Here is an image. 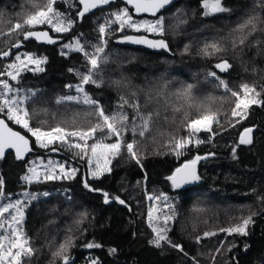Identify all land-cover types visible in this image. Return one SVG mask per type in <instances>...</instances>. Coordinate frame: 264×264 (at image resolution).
<instances>
[{"label":"trees","instance_id":"trees-1","mask_svg":"<svg viewBox=\"0 0 264 264\" xmlns=\"http://www.w3.org/2000/svg\"><path fill=\"white\" fill-rule=\"evenodd\" d=\"M202 2L179 0L168 8L162 16L164 33H144L164 39L169 52H151L116 45V37L123 34L117 24L108 27L101 37L99 25L112 20L110 10L118 5L79 20L78 0H56L55 11L76 21L69 32L56 33L49 25H25L12 31L16 23H23L38 10L37 5L43 7L47 0H0V53L10 50L9 56H0V72L6 65L18 63L17 54L47 58L41 65L43 72L23 71L18 81L0 77L23 90L21 94L35 93L26 105L32 117L30 126L44 131L58 126L67 131H87L98 122L90 114L93 108L56 102L58 97L77 94L74 87L68 86L79 84L81 78L76 73L87 74L90 67L82 53L62 55L67 51L63 45L80 37L90 54L95 46L105 48L94 76L100 86L87 85L85 90L99 101L106 114H127L128 130L123 139L125 143L136 141L135 151L140 157L137 164L124 149L119 156L110 157V172L93 178L89 175L90 151L88 157L81 158L78 149L60 143L38 148L27 129L9 122L31 139V156H53L65 161L70 169H77L72 179L26 186L23 176L31 156L17 160L9 153L0 158L3 197H14L24 188L30 193H48L24 206L20 233L28 238L34 254L24 258L22 264H60L64 256L69 257L68 264H264V106L252 105L245 118H234L231 111L235 98L208 76L216 72L233 90L245 84L254 87L261 93L259 99L264 100V0H222L227 11L207 16ZM250 19L252 23L247 24ZM44 29L59 39L56 46L22 38L25 31ZM102 39L106 44H101ZM18 42L20 46L14 47ZM223 61L231 67L222 72L216 65ZM188 84L194 85L190 95L185 94ZM121 98L127 101L123 108L119 107ZM134 104L139 105L141 115L152 114L150 131L143 137L131 131L133 124L141 123ZM205 114L218 118L210 131L192 133L185 127L188 121ZM249 127L254 129L253 143L240 145V134ZM189 136L192 143L177 155L171 144ZM96 141L113 143L115 138L98 132L88 143ZM70 142L78 141L70 138ZM52 147L57 151H51ZM196 156H209L198 166L200 180L188 188H174L168 177ZM104 193L109 194L107 203ZM147 197L170 199L168 205L173 208L168 214L174 219L168 237L183 251L167 243L160 248L150 243L154 233L147 222ZM151 201L155 202L156 212L158 200ZM250 215L247 235L220 231ZM205 232L215 234L204 236ZM88 244L100 247L89 248Z\"/></svg>","mask_w":264,"mask_h":264},{"label":"snow or ice","instance_id":"snow-or-ice-1","mask_svg":"<svg viewBox=\"0 0 264 264\" xmlns=\"http://www.w3.org/2000/svg\"><path fill=\"white\" fill-rule=\"evenodd\" d=\"M111 0H78V3L82 5V10H78L77 18L83 19L85 14H87L92 9H96L99 6L108 5ZM172 0H126L128 5L134 8L135 13H151L156 15L161 9H164L169 5ZM56 0H47V3L43 7L36 6L38 10L29 15L23 23H16L12 31L21 30L25 25L35 26V25H49L56 33H67L74 26L76 21L71 18L66 17L64 14L55 11L54 4ZM202 7L204 9V15H212L217 13H222L227 11L222 7V0H203ZM114 19L105 21L104 24L99 25L98 31L101 37L104 36L108 27L112 24H118L119 30L123 31L125 27L133 28L139 31L141 28L145 29L149 33H159L163 34L164 20L163 17H159L154 21L142 20L135 21L132 14H130L127 7L120 10L119 12L112 14ZM251 19L247 21V24H251ZM242 25L241 27H245ZM24 39H29L35 37L37 40H47L48 43H54L49 37L48 32H35L28 31L24 34ZM80 37L74 38V43L64 44V49L62 55H68L69 52L76 51L81 52L86 57L90 67L88 68L87 74H81L77 72L76 74L80 76V83L77 85H69V88H75L76 95H67L57 98V103H75L78 105H85L94 109L91 115H95L98 122L89 128L87 131L83 130H73L67 131L65 128L56 127L48 131L42 130L40 127L33 128L30 126L31 115L27 103L33 98L35 93L21 94L23 90L19 88H14L9 83V79L0 78V158H4L7 149H13L15 151V158L17 160H23L25 155L32 151L29 139L22 135L18 131H14L9 127V122H14L16 125H20L22 128L27 129L31 133L32 137L35 138V143L40 148H49V146L56 143H60L69 148L78 149L79 154H83L81 158L88 157L89 151L91 157L88 159L89 165H92L93 158L96 160V167L99 168V160L101 157L105 158V164H110V159L108 157L115 158L120 155L121 151L126 149L127 153L132 159L140 164V157L137 156L135 151L136 141L133 140L130 143H125L123 139L124 132L128 130L127 121L128 116L122 112H116L111 115L105 113L103 106L100 105L99 101L93 99L91 95L85 90L87 85L100 86V82L94 79L96 72L99 70L100 54L104 53L105 48L103 46H95L94 53H88L85 51V46L80 43ZM124 41L132 42L135 44H146L151 48L167 49L168 45L164 40H149L144 36L140 37H125ZM243 43V41H241ZM101 44H106V41L101 40ZM20 42H18L14 47H19ZM213 49H216V45H212ZM10 54L9 51L0 53V56L7 57ZM106 57L104 61L106 62ZM15 61L19 63H11L5 66V71L0 72V77H8L12 81H18V78L23 71L31 70L33 72L39 71L43 72L44 68L41 67L42 64L46 63L47 58H38L34 54L25 53L22 55L17 54ZM32 65L31 69L29 66ZM231 65L227 61H223L216 65L217 69L222 72L227 71ZM69 71H73L69 69ZM209 77L215 78L218 81L217 87H221L224 90L231 93L233 97L236 98L235 108L232 111L233 117L239 116L241 119L245 118L247 109L252 105L264 106V100L259 99L261 96L260 92H257L254 87H249L248 85H241V90L243 92V97H241L240 92L232 91L228 84L220 79L216 72H209ZM194 85L188 84L185 88V94L190 95ZM123 100V98H121ZM127 104L126 100L119 106ZM132 107L136 110L137 117L140 119V125L133 124L131 131L134 134H138L143 137L146 132L150 131V122L152 120V114L149 113L147 116H143L139 112V105L134 104ZM137 117H134L135 120ZM217 116L215 114H205L197 119H192L187 122L185 127L190 129L192 133L198 132L200 130H211L210 126L213 122L217 121ZM254 129L249 127L245 128L239 137L240 145H251L253 143V133ZM106 133L107 138H115L113 143H102L100 141L88 143L89 140H93L96 134ZM70 138H75L78 142L71 143ZM192 143L191 136L187 139L176 140L171 144L172 150L176 152L177 155L182 153L188 145ZM199 143V141H197ZM51 151H57L55 147L51 148ZM236 148H233V154L235 156ZM206 157L196 156L193 160L188 161L180 168H177L172 176L168 177V180L172 182L174 188H180L184 184L192 183L200 180V176L197 174L196 165L197 162ZM35 164V162H33ZM42 167L45 168V172L41 177V174L37 172L35 166L28 168V173L23 177V180L27 183H40L42 181H51L56 179H72L75 177L77 169H66L64 164H55L53 161L49 160L47 165L40 161ZM142 167V165H141ZM58 168L60 175L55 174V169ZM111 168L105 167L102 171L92 172L93 178L98 177L102 172H110ZM146 178V177H145ZM3 178L0 176V197L4 196L3 193ZM86 188L89 187L87 181L84 182ZM93 191H98V189H92ZM24 197L27 198V202H31L37 199L39 194L30 193L25 191L22 193ZM43 195H48L44 193ZM105 202H109V194L104 193ZM150 199L159 200L160 197H149ZM113 199L118 200L121 204L124 203L119 197H113ZM166 201L168 198L163 197ZM25 205L24 200H15L14 202L9 201L7 204L0 205V264H22L24 258L31 257L34 252L31 247L28 246L29 240L26 236L20 234L18 226L23 220L22 206ZM169 211H172V205H166ZM15 211L19 216L12 215ZM255 215V214H253ZM7 217L8 219H5ZM174 219V216H169L161 213L157 217V222L154 225L152 210H149V227L154 233L153 240L150 241L155 247L160 248L163 243L170 244L172 247L179 248L183 251L180 245H172L171 240L168 237V232L170 231L169 222ZM252 222V216L242 220V223L235 225L232 228L220 229V231L231 233H237L240 235H247V225ZM16 225V226H14ZM4 233H7L5 235ZM215 233L205 232L204 236L214 235ZM5 239L8 240L7 247H5ZM199 239V237L197 238ZM70 243V241L68 242ZM67 245H61V252L65 250ZM87 247H100V245L88 244ZM110 252H115L116 249H110ZM219 251V250H218ZM60 253H57L59 255ZM64 264H68V257L64 256ZM92 264H97L93 261Z\"/></svg>","mask_w":264,"mask_h":264},{"label":"rangeland","instance_id":"rangeland-1","mask_svg":"<svg viewBox=\"0 0 264 264\" xmlns=\"http://www.w3.org/2000/svg\"><path fill=\"white\" fill-rule=\"evenodd\" d=\"M125 7L118 4V6L114 7L112 10H110L111 14L113 13H116V12H119L120 10L124 9ZM112 19H114L113 15H112ZM135 21H142V20H149V21H154L155 19L157 18H140V19H136V18H133ZM118 25V24H117ZM127 30H133V31H137L136 29H133V28H128V27H125ZM142 32H146L145 29L141 28L140 29ZM146 33H149V32H146ZM142 34H145V33H142ZM152 35H159V33H150ZM74 43V42H73ZM64 46V45H63ZM64 48V47H63ZM76 52V51H74ZM81 53V52H79ZM83 54V53H82ZM19 63V62H18ZM222 62H219L218 64H220ZM32 68L34 66L30 65L29 68ZM232 91H235V92H240L241 94V97H243V92L242 90H233L231 89ZM235 98V97H234ZM235 104H236V98H235ZM233 111V110H232ZM232 111H231V114H232ZM235 118V117H234ZM211 128V126H210ZM203 130V129H202ZM107 144V143H105ZM38 147V146H37ZM39 148V147H38ZM91 157V156H90ZM108 159H110V156L108 157ZM43 161V164L44 165H47L48 161L51 160L53 161L55 164H64L66 169H70V165H68L65 161L63 160H59L58 158H54L53 156H49V155H42V154H39V155H36V156H31L28 160H27V169H26V174L30 175V173H28V168L29 167H33L35 166L36 169H37V172H39L41 174V177L43 176L44 172H45V168L41 166L40 164V161ZM35 162V164L33 163ZM89 164V163H88ZM109 164H105V158L104 157H101L100 160H99V168L96 167V160L95 158H93V163L92 165H89V168H90V173L89 175L91 177H93L91 175L92 172H97V171H102L105 167H108ZM103 173V172H102ZM55 174L56 175H60V172H59V169L56 168L55 169ZM24 175V176H25ZM23 176V177H24ZM23 182L25 183L26 186H30L31 184L27 183L26 181L23 180ZM25 191L28 192V189L24 188L23 190H21L20 192H18L14 197H0V205H3V204H7L9 201H12L14 202L15 200H24L25 201V204L27 202V198L24 197L22 195V193H24ZM32 193H36V194H39L38 196H43L44 193H47V192H44V191H41V192H32ZM168 198V197H167ZM146 201L148 202V207L146 209V213H147V222H148V219H149V210L151 209L152 210V216H153V221H154V225L156 224L157 222V217H159L161 215V213L163 214H166V215H169L168 213L170 211H168V208L166 207V205H168L170 199L168 198L166 201L163 199V198H160L158 201H157V204H156V212H155V202L154 201H151V199L149 197L146 198ZM24 206H22V212H23V209H24ZM12 215H17V213L15 211L12 212ZM5 219H8L7 217H5ZM17 219H19V216L17 215ZM173 221V220H172ZM172 221L169 222V228L172 224ZM242 223V221L238 222V224ZM22 224V222H21ZM21 224L18 226L19 228V231L21 229ZM149 224V223H148ZM237 225V224H235ZM234 225V226H235ZM251 225V222L247 225V234L249 233L248 232V226ZM16 226V225H14ZM233 226V227H234ZM232 228V227H231ZM3 230H0V233H2ZM5 235H7V233H4ZM21 234V233H20ZM233 234V233H231ZM229 234L228 232H226V235H231ZM22 235V234H21ZM5 243V247H7V244H8V240L5 239L4 241ZM89 264H92V262H89Z\"/></svg>","mask_w":264,"mask_h":264},{"label":"water","instance_id":"water-1","mask_svg":"<svg viewBox=\"0 0 264 264\" xmlns=\"http://www.w3.org/2000/svg\"><path fill=\"white\" fill-rule=\"evenodd\" d=\"M176 0H172V2L170 3V4H172L173 2H175ZM117 2H122V3H124V4H126L130 9H132V12H133V15L134 16H136V17H142V16H147V17H150V18H154V17H156L157 15H158V13L161 11V10H163V9H161L155 16L154 15H152L151 13H139V14H137V13H135V11H134V8L131 6V5H128L127 3H126V0H111V2L108 4V5H103V6H99V7H97L96 9H92L91 11H89L87 14H85V15H88V14H91V13H94L95 11H97V10H99V9H104V8H107V7H109V6H111L112 4H114V3H117ZM169 4V5H170ZM169 5H167V6H169ZM166 6V7H167ZM79 7H80V10H82V5H80L79 4ZM26 32H28V31H26ZM35 32H46V31H42V30H39V31H35ZM25 33V32H24ZM24 33H22V38L24 39ZM129 36H132V37H140V36H144V37H146L147 39H149V40H164V39H162V38H156V37H151V36H149V35H147V34H127V35H121V36H118L116 39H115V44L116 45H119V46H129V47H137V48H141V49H144V50H147V51H151V52H161V51H164V52H169V46L167 47V49H159V48H151V47H149L148 45H146V44H135V43H132V42H128V41H124V38L125 37H129ZM53 41H55V38H51ZM24 40H32V41H36V43H42L43 41H45L46 43H48L47 42V40L45 39V40H37L35 37H32V38H29V39H24ZM165 41V40H164ZM55 43V42H54ZM54 43H48V44H54ZM167 43V42H166ZM168 45V44H167ZM1 118V117H0ZM9 127H11L10 125H9ZM14 131H18V132H20L22 135H25V134H23L21 131H19L18 129H15V128H13V127H11ZM253 134V133H252ZM28 139H29V141H30V145H31V147H32V151L30 152V153H28V154H26L25 155V157H24V159L23 160H25V159H27V158H29L33 153H34V149H33V143H32V141H31V139L27 136V135H25ZM9 153H13L14 154V156H15V151L13 150V149H7L6 150V155L7 154H9ZM5 155V156H6ZM202 157H206V158H204V159H201V160H199L198 162H197V165H196V171H197V174H198V166H199V164L202 162V161H204V160H206V159H208L209 158V156H202ZM212 157H213V155H212ZM188 161H186V162H184V163H182L180 166H178L177 168H180L182 165H184L185 163H187ZM176 168V169H177ZM175 169V170H176ZM175 172V171H174ZM196 182V181H195ZM195 182H192V183H188V184H184V185H182L180 188H188V187H191ZM68 257V256H67ZM69 258V257H68ZM68 263H69V259H68ZM60 264H64V259L61 261V263Z\"/></svg>","mask_w":264,"mask_h":264},{"label":"flooded vegetation","instance_id":"flooded-vegetation-1","mask_svg":"<svg viewBox=\"0 0 264 264\" xmlns=\"http://www.w3.org/2000/svg\"><path fill=\"white\" fill-rule=\"evenodd\" d=\"M179 0H176L175 2H173L172 4H170L169 6H167V7H165L163 10H161L159 13H158V15L156 16V17H154V18H159V17H162L163 15H164V12L168 9V8H170L173 4H175V3H177ZM118 4H120V5H122V6H124V7H127L128 8V10H129V12H130V14H132V16H133V18H136V19H140V18H150V17H147V16H142V17H136V16H134L133 15V12H132V9H130L126 4H124V3H122V2H117V3H114V4H112L111 6H113V5H118ZM202 4H203V2H202ZM110 7V6H109ZM108 8V7H107ZM203 8V7H202ZM105 9V8H104ZM78 10H80V7H79V9ZM99 10H101V9H99ZM98 11V10H97ZM96 12V11H95ZM92 14V13H91ZM79 20H82V19H79ZM42 31H46V32H48V30H46V29H44V30H42ZM26 32V31H25ZM142 33H144V32H142L141 30H139V31H133V30H127L126 28L123 30V34H121V35H127V34H142ZM48 35H49V37H51V38H55V37H53L52 35H50L49 33H48ZM121 35H119V36H121ZM118 37V36H117ZM116 37V38H117ZM152 37V36H151ZM28 42L29 41H32V40H27ZM58 41H59V39L57 40V39H55V43L54 44H48V43H46L45 41H43L42 43H36V41L34 42V43H36V44H41V45H43V46H56L57 45V43H58Z\"/></svg>","mask_w":264,"mask_h":264}]
</instances>
